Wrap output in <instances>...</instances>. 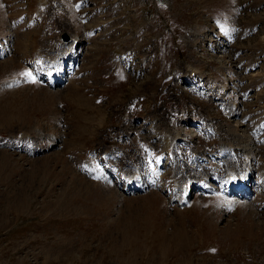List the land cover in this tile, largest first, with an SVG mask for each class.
Wrapping results in <instances>:
<instances>
[{
	"label": "rangeland",
	"instance_id": "1",
	"mask_svg": "<svg viewBox=\"0 0 264 264\" xmlns=\"http://www.w3.org/2000/svg\"><path fill=\"white\" fill-rule=\"evenodd\" d=\"M0 264H264V0H0Z\"/></svg>",
	"mask_w": 264,
	"mask_h": 264
},
{
	"label": "bare ground",
	"instance_id": "2",
	"mask_svg": "<svg viewBox=\"0 0 264 264\" xmlns=\"http://www.w3.org/2000/svg\"><path fill=\"white\" fill-rule=\"evenodd\" d=\"M75 42V41H74ZM72 43V42H71ZM71 46V45H70ZM68 47V48H72V46L71 47ZM67 50V49H66ZM66 50L63 52V55H64V53L66 52ZM64 58L60 61L61 63L64 61V59H65V55L63 56ZM55 60V59H54ZM59 62V63H60ZM62 67V65H60L58 68H61ZM229 130V129H228ZM230 131V130H229ZM232 132V131H231ZM180 132H178L177 133V135L179 134ZM232 133H234V132H232ZM235 135H237L236 133H234ZM239 137V136H238ZM232 139H233V143L234 144H230V145H238V146H240V147H238V146H236L235 147V149H234V151L233 150H230V152H232L231 154H230V156H228V155H226V156H228L226 159H224L223 158V160H224V163H227V167H226V170H227V172H226V174H227V176H223V179H227V181L228 182H236L235 183V187H239L242 183H245V181H242L243 180V178H245V177H247L248 175H249V173L252 171L249 167L248 168H246V166L248 165V163H249V161H248V159L249 158H251L250 157V154L252 153V152H249L250 150H251V148L250 147H248V146H246L245 144H240V141H242L240 138H239V140L237 139V137L236 138H234V137H232ZM230 142H231V140H230ZM232 143V142H231ZM254 143V142H253ZM228 147V145H226V144H223L222 145V148L221 149H226ZM238 148L242 151V154L243 155H245V154H247L248 155V159H246V161L245 160H242V161H240V158H239V155H240V153H238L239 151H238ZM250 160V159H249ZM251 163V162H250ZM238 166V167H237ZM237 168V169H236ZM235 169V170H234ZM229 170H230V172H229ZM233 171V172H232ZM187 172V173H186ZM185 179L186 180H188V182H190V181H192L193 179H194V177H195V175H194V173H192L191 172V170L190 171H188L187 169L185 170ZM133 176H135V175H133ZM132 176V177H133ZM132 177H126V182H127V184H129V182L130 181H132L131 180V178ZM252 180V179H251ZM250 180V181H251ZM135 180H133L132 182H134ZM197 181L198 182H201L200 180H198L197 179ZM194 182H196V179H194ZM202 182H204V180H202ZM133 186L135 185V183L134 184H132ZM184 185H185V188L183 189V191L181 192L182 194H181V198H180V200H182V201H184L185 199H187L186 197H187V188H186V182L184 183ZM137 187H141V184L140 183H138L137 184ZM142 187H144V185H142ZM246 190V189H245ZM245 190H242L241 188H238V189H233L232 191L234 192V193H236V194H239L240 192L242 193V192H244Z\"/></svg>",
	"mask_w": 264,
	"mask_h": 264
},
{
	"label": "water",
	"instance_id": "3",
	"mask_svg": "<svg viewBox=\"0 0 264 264\" xmlns=\"http://www.w3.org/2000/svg\"><path fill=\"white\" fill-rule=\"evenodd\" d=\"M62 38H63L64 40H68V39H69V36H68L67 33H63V34H62Z\"/></svg>",
	"mask_w": 264,
	"mask_h": 264
},
{
	"label": "snow or ice",
	"instance_id": "4",
	"mask_svg": "<svg viewBox=\"0 0 264 264\" xmlns=\"http://www.w3.org/2000/svg\"><path fill=\"white\" fill-rule=\"evenodd\" d=\"M26 75H29V76H30V75H31V73H26Z\"/></svg>",
	"mask_w": 264,
	"mask_h": 264
}]
</instances>
